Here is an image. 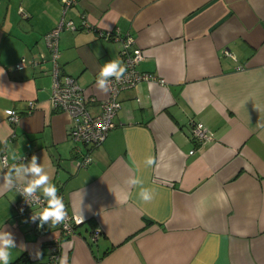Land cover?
I'll return each instance as SVG.
<instances>
[{"label": "crops", "instance_id": "1", "mask_svg": "<svg viewBox=\"0 0 264 264\" xmlns=\"http://www.w3.org/2000/svg\"><path fill=\"white\" fill-rule=\"evenodd\" d=\"M65 2L0 0V145L17 162L7 170L0 162V232L16 243L10 263L44 264L58 236L57 224L39 232L16 210L35 156L70 213L81 205L84 216L61 240L58 264L62 256L67 264H264V0H75L63 14ZM62 18L73 28L60 32L56 61L96 97L92 113L107 95L96 87L101 68L123 64L121 40L102 32L131 36L144 54L136 69L164 80L120 93L115 126L80 167L86 146L70 138V114L50 103L44 34ZM193 120L209 140L192 137ZM136 177L141 186L126 183Z\"/></svg>", "mask_w": 264, "mask_h": 264}, {"label": "built area", "instance_id": "2", "mask_svg": "<svg viewBox=\"0 0 264 264\" xmlns=\"http://www.w3.org/2000/svg\"><path fill=\"white\" fill-rule=\"evenodd\" d=\"M75 0H66L63 14L66 9ZM85 26H90L86 20H83ZM73 28V21L71 19L63 20L52 28L50 31L44 34L46 45L51 51V58L53 60L52 68V86L50 94V103L53 109L64 110L68 112L72 118V123L69 128V136L76 143L86 146V152L79 155L76 158V164L78 167L84 166L92 161L91 150L93 147L101 144L107 137L109 131L115 126L114 116L121 107L120 93L125 89L134 88L142 80H157L159 83H163L162 78H155L152 74L147 72H139L136 69V65L144 58V54L141 49H134L132 47L134 40L131 36L121 37L119 30L102 32L106 38L113 37L121 40L120 54L123 57V66L126 67L121 81L117 82L112 78L111 90L107 95L99 99V111L92 113L87 105L91 101H95V96L85 94L84 88L78 83L76 78L68 74H62L59 70L56 58L58 56V38L63 29ZM44 57V55H43ZM27 63L25 57L16 62L15 66L18 69H22ZM35 106L33 100L29 101V111ZM6 118L11 124L18 123L20 114L14 108L5 109ZM191 134L192 137L198 142L209 140L210 136L203 122L191 121ZM193 152V149L190 150ZM0 162L4 170L10 167H15L17 162H10L8 160L5 149L0 145ZM25 185H18V190H22ZM57 196L64 197L57 191ZM33 196L39 197V204L30 205L25 201L24 197L20 195L16 202V210L19 216L29 224L34 230L41 231L43 226L40 225L39 219L33 220V214L41 211L42 207L46 206L47 198L36 191ZM33 196H29L31 201ZM65 204V202H64ZM65 216L64 223L57 224L58 236L50 242L49 257L44 264H58L60 254V242L64 237L73 233L74 225L78 223L79 216L71 214L65 204Z\"/></svg>", "mask_w": 264, "mask_h": 264}, {"label": "clouds", "instance_id": "3", "mask_svg": "<svg viewBox=\"0 0 264 264\" xmlns=\"http://www.w3.org/2000/svg\"><path fill=\"white\" fill-rule=\"evenodd\" d=\"M126 71V67L123 66L122 62L119 60H111L106 62L98 74L96 81L97 89L107 94L111 90L112 78H114L115 81L119 82L123 78ZM3 74L4 69L0 68V76H2ZM155 163L156 161L153 157H148L145 160V164L149 167L154 165ZM16 170L17 172H19L21 169L17 168ZM24 171L31 172L34 179L30 180L22 190H18L19 194L24 197L25 201L29 205L30 203L38 205L39 197H35L33 196V194L36 192L38 187L43 186V193L47 198L46 206L42 207L40 212L33 214L32 219L34 221L39 219L41 226L49 222H51V224L53 225L64 223L66 220V208L63 202V198L56 195L58 188L51 182V175L44 171V165H37L36 157L33 156L31 158L29 166L27 168H24ZM126 183L134 186H141L143 184L142 180H140L138 177L128 178ZM8 184H10V180H8V178L6 177V188ZM7 190L11 189L9 188ZM29 196H33V199L31 201L28 199ZM139 198L147 203L153 199V195L150 193L149 189L141 187L139 191ZM83 220L84 216L82 214L80 205L78 223H82ZM15 247L16 243L14 242L11 233L0 232V264H10L12 255L11 249ZM37 256H39V253H37ZM60 264H67V258L65 256L60 257Z\"/></svg>", "mask_w": 264, "mask_h": 264}, {"label": "trees", "instance_id": "4", "mask_svg": "<svg viewBox=\"0 0 264 264\" xmlns=\"http://www.w3.org/2000/svg\"><path fill=\"white\" fill-rule=\"evenodd\" d=\"M19 261H21V257L14 260L13 262H11L10 264H19Z\"/></svg>", "mask_w": 264, "mask_h": 264}]
</instances>
